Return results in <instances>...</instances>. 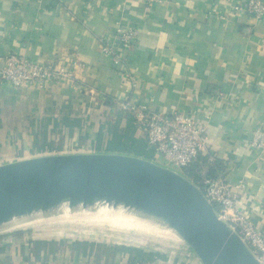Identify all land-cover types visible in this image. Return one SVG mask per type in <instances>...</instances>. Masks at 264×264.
<instances>
[{"label": "crops", "instance_id": "obj_1", "mask_svg": "<svg viewBox=\"0 0 264 264\" xmlns=\"http://www.w3.org/2000/svg\"><path fill=\"white\" fill-rule=\"evenodd\" d=\"M117 26L137 30L125 63L134 87L101 53ZM13 52L65 61L73 79L16 89L0 81V165L88 146L155 162L139 154L150 151L145 133L118 105L151 98L152 110L185 109L207 123V156L228 181L243 183L236 209L264 234V150L250 146L254 131H264V19L233 13L230 0H0V58ZM110 109L119 113L109 139L98 114ZM45 222L62 239L32 227L0 233V264H200L180 241L139 235L130 246L81 239L85 231L72 227L98 224L80 215Z\"/></svg>", "mask_w": 264, "mask_h": 264}, {"label": "water", "instance_id": "obj_2", "mask_svg": "<svg viewBox=\"0 0 264 264\" xmlns=\"http://www.w3.org/2000/svg\"><path fill=\"white\" fill-rule=\"evenodd\" d=\"M111 211L172 232L200 264H261L183 174L119 153H62L0 165V233L67 212Z\"/></svg>", "mask_w": 264, "mask_h": 264}, {"label": "built area", "instance_id": "obj_3", "mask_svg": "<svg viewBox=\"0 0 264 264\" xmlns=\"http://www.w3.org/2000/svg\"><path fill=\"white\" fill-rule=\"evenodd\" d=\"M148 5L161 4L167 0H143ZM231 10L236 14H246L257 21L264 19V0H230ZM220 19L224 17L220 16ZM137 30L128 26H117L108 39L102 41L101 53L117 72L126 76L133 83L125 69L128 52L135 47ZM0 81L12 88L22 86L44 87L54 82L73 79V66L65 61L52 66L33 62L27 57L9 53L0 58ZM153 99L142 103L132 99L120 102L119 108L131 112L145 133L148 149L152 151L153 160L179 173L197 157L213 158L208 154L207 123L195 119L185 109H176L169 113L152 110L149 104ZM250 146L255 150H264V131L253 133ZM83 150V148H79ZM88 153L91 147H87ZM158 164V163H157ZM182 174V173H181ZM199 187L206 200L214 207L221 221L226 223L241 239L259 263L264 264V234L259 232L252 221L236 209L243 183H232L222 174L218 178L203 177ZM134 264H137L136 262Z\"/></svg>", "mask_w": 264, "mask_h": 264}, {"label": "rangeland", "instance_id": "obj_4", "mask_svg": "<svg viewBox=\"0 0 264 264\" xmlns=\"http://www.w3.org/2000/svg\"><path fill=\"white\" fill-rule=\"evenodd\" d=\"M118 113L119 112L116 109H114V110L110 109V111H108V112L106 111V113H101V114L99 113L98 114L99 119L102 117V121H103V123L100 124L99 130H100L101 133H104V134L107 133V136H108L109 139H110V137H112V135L115 134L114 125H115ZM91 149H93V148L91 147ZM142 150H143V152L139 153L141 156H143V157H145L147 159H150V160L153 158L152 151H146V150L144 151V148ZM178 171H181V170H178ZM99 213H102V214H108L109 213L110 214V213H113V212H111V211L91 212V213H84V214H82L80 216L85 218L89 214L97 215ZM115 213L124 214V213H121V212H115ZM89 220H90V222L93 221L91 219H89ZM142 222H146L148 224L147 226L151 227L152 229H148L147 228V229L139 230V229L134 228V227L128 228V229H126L124 227L119 228L118 226L114 225L112 223V221H107L106 219L95 222L96 224H98V226L89 224L90 226L86 227L85 229L80 227L81 229L78 230V228H79L78 225H77V227H72L73 225L71 227L75 231H79V232L81 231V233L83 231H85V233L87 235H85V234H84L85 236L81 235V239H84L85 237L89 238V239L101 238L102 240H108L110 242H115V243H119V244H128L130 246H132V245L135 246V245H137L139 243V240H141L139 238V235L147 236L144 239V241L145 240H153V241H155V240H165L164 242H166L168 240H176L177 242H179V241L181 242V240H179L169 230H166V229H164L162 227H159V226L154 225V224H152L150 222H147V221H143L142 220ZM74 223L86 224L85 222H80V221H74ZM47 225H49V224L46 223V222H37V223L35 222L34 224L32 223L31 225L21 226V227H19V229L25 228V229H23V231H24L27 228L32 227L33 230H34V234H36L39 237L42 236L45 239H55V240L62 239V238H59V236H57V235H56V237L54 236V232H56V227L57 226L51 225L49 227ZM63 226H67V227H64V230L69 227L68 224H65ZM116 228H118V229L115 230ZM37 230L38 231L42 230L41 234L37 233ZM117 231L119 233H117ZM121 232H131V233H134L135 236L128 235V234L127 235H123L125 233L121 234ZM164 242H162V243H164Z\"/></svg>", "mask_w": 264, "mask_h": 264}, {"label": "bare ground", "instance_id": "obj_5", "mask_svg": "<svg viewBox=\"0 0 264 264\" xmlns=\"http://www.w3.org/2000/svg\"><path fill=\"white\" fill-rule=\"evenodd\" d=\"M91 212H102V211L67 212V213H62V214H56V215H53V216H50V217H47V218H44V219H40V220L34 221L32 223L34 224L35 222L37 223V222H45V221H54V220H59V219H63V218H71V217L82 215L84 213H91ZM87 219L93 220L92 222H97V221L106 219L107 221H112V223L114 225L118 226L119 228L124 227V228L128 229V228L134 227V228H137L139 230H143V229H147V228L148 229H152L151 227L147 226L148 224L146 222H142V219L133 217L131 215L118 214V213H115V212L110 213V214L109 213L108 214L99 213L97 215L89 214L87 216ZM32 223H29V224H32ZM53 223H57V222H53Z\"/></svg>", "mask_w": 264, "mask_h": 264}, {"label": "trees", "instance_id": "obj_6", "mask_svg": "<svg viewBox=\"0 0 264 264\" xmlns=\"http://www.w3.org/2000/svg\"><path fill=\"white\" fill-rule=\"evenodd\" d=\"M221 171L220 162H208L203 156L197 157L190 165L181 169V173L198 187H201L200 183L203 177L218 178Z\"/></svg>", "mask_w": 264, "mask_h": 264}]
</instances>
